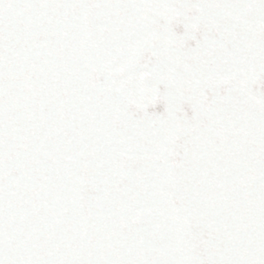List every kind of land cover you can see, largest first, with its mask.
<instances>
[{
	"label": "snow or ice",
	"instance_id": "obj_1",
	"mask_svg": "<svg viewBox=\"0 0 264 264\" xmlns=\"http://www.w3.org/2000/svg\"><path fill=\"white\" fill-rule=\"evenodd\" d=\"M0 264H264V0H0Z\"/></svg>",
	"mask_w": 264,
	"mask_h": 264
}]
</instances>
